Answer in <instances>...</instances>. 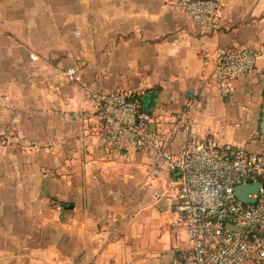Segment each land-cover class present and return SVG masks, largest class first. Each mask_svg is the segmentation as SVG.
<instances>
[{
	"label": "crops",
	"instance_id": "crops-1",
	"mask_svg": "<svg viewBox=\"0 0 264 264\" xmlns=\"http://www.w3.org/2000/svg\"><path fill=\"white\" fill-rule=\"evenodd\" d=\"M221 1L231 17L206 32L172 0H0V264H182L178 174L153 175L142 152L111 157L87 90L139 94L174 150L185 119L263 150L264 0ZM241 47L263 54L223 97L215 60Z\"/></svg>",
	"mask_w": 264,
	"mask_h": 264
},
{
	"label": "built area",
	"instance_id": "built-area-1",
	"mask_svg": "<svg viewBox=\"0 0 264 264\" xmlns=\"http://www.w3.org/2000/svg\"><path fill=\"white\" fill-rule=\"evenodd\" d=\"M172 7L180 18L206 32L221 29L231 17L221 0H172ZM262 54V49L250 47L219 54L212 79L220 95L230 97L234 81L252 72ZM65 74L74 80L77 69ZM87 94L102 116L101 141L111 157L128 160L133 152H142L152 161L153 175L178 174L177 217L172 225L183 228L191 245L182 264H264V148L251 151L223 143L214 133L200 135L185 119L186 140L174 150L172 135L142 107L139 94L123 89ZM246 184H258L257 191L248 194L253 202L235 192Z\"/></svg>",
	"mask_w": 264,
	"mask_h": 264
},
{
	"label": "water",
	"instance_id": "water-1",
	"mask_svg": "<svg viewBox=\"0 0 264 264\" xmlns=\"http://www.w3.org/2000/svg\"><path fill=\"white\" fill-rule=\"evenodd\" d=\"M260 128H261L262 134H264V108H263V115H262V118H261ZM257 189H258V184H246V185L237 186L235 188V192L245 202H253V201H255V199L254 198H249L248 194L250 192H254L255 193L257 191ZM229 228L238 230L239 226L234 227V226L229 225Z\"/></svg>",
	"mask_w": 264,
	"mask_h": 264
},
{
	"label": "trees",
	"instance_id": "trees-1",
	"mask_svg": "<svg viewBox=\"0 0 264 264\" xmlns=\"http://www.w3.org/2000/svg\"><path fill=\"white\" fill-rule=\"evenodd\" d=\"M259 135L262 136V133H261V128H259Z\"/></svg>",
	"mask_w": 264,
	"mask_h": 264
},
{
	"label": "rangeland",
	"instance_id": "rangeland-1",
	"mask_svg": "<svg viewBox=\"0 0 264 264\" xmlns=\"http://www.w3.org/2000/svg\"><path fill=\"white\" fill-rule=\"evenodd\" d=\"M146 101V100H145ZM145 101H144V103H145Z\"/></svg>",
	"mask_w": 264,
	"mask_h": 264
}]
</instances>
